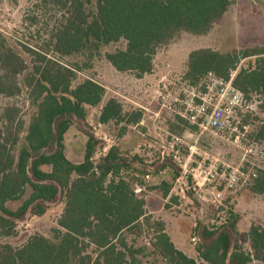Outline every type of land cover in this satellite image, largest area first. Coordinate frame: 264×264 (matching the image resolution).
Returning a JSON list of instances; mask_svg holds the SVG:
<instances>
[{"label":"trees","instance_id":"trees-1","mask_svg":"<svg viewBox=\"0 0 264 264\" xmlns=\"http://www.w3.org/2000/svg\"><path fill=\"white\" fill-rule=\"evenodd\" d=\"M233 0H36L48 10L45 41L40 49L24 46L27 61L0 31V96L13 99L27 90L31 113L20 118L17 106L0 113V237L16 235L27 216L42 217L50 205L65 200L54 239L35 235L22 247L0 243V264H144L145 247L129 245L127 234L154 230L152 254L168 264H198L179 250L161 221L153 222L137 187L151 173H170L171 181L150 187L162 198L170 195L180 169L172 159L148 166L137 155L128 157L119 145L96 158L104 143L88 124L89 109L100 108L98 123L137 125L140 111L126 113L116 98L102 105L105 88L86 79L75 85L77 72L89 69L102 50L125 42L124 49L105 58L120 73L142 79L154 71L158 51L182 33L208 35L232 6ZM32 24L35 18L32 19ZM82 57V66L64 65V58ZM255 58L247 69L241 60ZM247 98L262 97L264 110V48L242 54L198 49L187 58L184 79L195 85L208 74L230 79ZM76 127L86 136L80 163L65 153V137ZM192 129L196 127L192 126ZM252 139H256L252 134ZM264 139V125L257 140ZM251 190L264 195V171L258 170ZM19 203L17 207L14 204ZM139 231V232H138ZM199 259L206 264H264V228L252 224L240 232L238 218L229 212L220 224H199Z\"/></svg>","mask_w":264,"mask_h":264},{"label":"rangeland","instance_id":"rangeland-1","mask_svg":"<svg viewBox=\"0 0 264 264\" xmlns=\"http://www.w3.org/2000/svg\"><path fill=\"white\" fill-rule=\"evenodd\" d=\"M49 11L38 9L36 0H0V31L8 43L27 63L31 57L24 46L40 49L45 41ZM35 18L32 24V18ZM125 42L105 47L101 57L93 61L91 68L77 72L75 85L91 79L106 90L102 105L109 99L119 100L126 113L140 111L142 120L137 125L98 123L100 108L89 109L88 124L95 135L104 143V149L98 150L96 158L106 153L110 147L119 145L122 153L128 157L137 155L148 166L164 158L175 161L180 169V177L186 179L188 188L184 192L175 189L173 182L170 195L163 199L160 191L150 187L158 186L163 180L171 181L170 173L159 176L149 174L144 186H138V194L146 200V211L153 222L161 221L166 233L175 246L198 264L202 262L196 252L200 237L196 233L199 224H220L229 212L238 218L240 232H248L252 224L264 228V195L251 190L254 180L248 186L235 191L227 190L224 173L245 170L249 175L258 170L264 171V139L257 140V134L264 125V110L248 119L250 138L259 149L254 157L255 165L245 156V152L211 134L199 136L178 111L185 100V90L190 86L202 87L205 77L195 85H189L184 75L187 71L189 54L198 49H212L222 54L264 48V0H233L227 13L206 36L180 34L167 47L161 48L154 60V71L138 79L131 73L117 72L105 58L107 53L124 49ZM82 57L64 58V65L74 67L84 64ZM255 58L241 60L238 69H247ZM238 70L232 74L236 76ZM21 96L9 99L0 96V113L8 106H17L21 110L20 118L28 121L32 112L27 101V90L23 88ZM87 138L76 127H72L65 137L66 156L77 164L83 161ZM179 177V178H180ZM178 178V179H179ZM223 194L220 203L214 202V194ZM19 203L14 204L17 207ZM46 214L40 218L27 216L19 222L17 233L12 237H0V243L22 247L35 235L54 239L60 234L59 220L65 208V200L50 205ZM139 232V231H138ZM154 230L148 227L134 235L127 234L129 245L135 248L145 247L141 259L144 264H168L152 254ZM253 264H260L254 262Z\"/></svg>","mask_w":264,"mask_h":264},{"label":"built area","instance_id":"built-area-1","mask_svg":"<svg viewBox=\"0 0 264 264\" xmlns=\"http://www.w3.org/2000/svg\"><path fill=\"white\" fill-rule=\"evenodd\" d=\"M235 76L230 79L218 78L214 74H208L202 87L190 86L185 90V100L178 114L191 126L199 131V136L211 134L245 152V156L253 159L246 161L255 165V158L259 149L255 143L249 141L250 133L248 119L257 115L262 105L260 95H246L234 86ZM105 154V153H104ZM226 189L235 191L238 188L248 186L257 177L256 172L250 175L243 169L226 171L224 173ZM149 179V175L145 177ZM184 192L188 186L186 179H177L175 189ZM223 194L219 191L214 194V202L220 203Z\"/></svg>","mask_w":264,"mask_h":264}]
</instances>
